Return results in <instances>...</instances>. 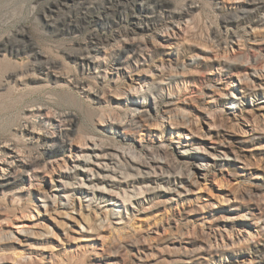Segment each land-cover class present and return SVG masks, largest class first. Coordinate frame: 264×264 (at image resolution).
<instances>
[{"label": "rangeland", "instance_id": "rangeland-1", "mask_svg": "<svg viewBox=\"0 0 264 264\" xmlns=\"http://www.w3.org/2000/svg\"><path fill=\"white\" fill-rule=\"evenodd\" d=\"M57 1L0 0V39L24 29L57 60L45 81L21 72L0 91L20 102L0 134L17 143L33 122L40 130L17 144L41 157L0 188V264H177L217 226L243 238L234 244L226 233L217 240L224 255L193 264H264V9L233 21L245 0H165L195 8L156 32L125 36L117 33L126 22L104 30L92 15L64 37L44 22ZM94 33L106 41L83 53L86 64L58 49H84ZM131 44L135 58L122 54ZM29 60L5 59L14 69ZM31 105L41 113L24 116ZM66 112L76 116L71 126L57 118ZM46 132L65 133L67 144L47 150ZM208 219L218 222L207 228ZM176 224L187 226L182 238Z\"/></svg>", "mask_w": 264, "mask_h": 264}, {"label": "bare ground", "instance_id": "bare-ground-1", "mask_svg": "<svg viewBox=\"0 0 264 264\" xmlns=\"http://www.w3.org/2000/svg\"><path fill=\"white\" fill-rule=\"evenodd\" d=\"M213 2L214 0H211V3ZM193 8L195 7H192V5L190 4V6H187V8L182 7L180 10H173L170 9L168 2H166L165 0H58L57 2L52 3L50 7H48L47 10L49 14L44 16V22L49 28L51 27L55 29L54 33L56 35L64 37L76 36L80 33L82 23L84 24L88 22V20L90 21L91 16L93 15L94 18L91 20L93 24L96 27L104 30L112 29L119 26L122 22H126L130 28L128 27L127 29L120 30L117 33V35L125 36L129 32L132 34H136V32L139 30L146 33L150 31L156 32L159 27H162V23L164 24L169 22L171 24H174L177 23L178 20L188 17L191 14ZM260 9H264V0H245L244 5L238 8V11L235 13V15L232 16L231 19L233 21L242 20L243 18L251 15L253 12L259 11ZM53 14H56L57 17H52ZM124 14H129L130 17L124 18ZM226 22L229 21L226 20ZM210 33L212 37V43L214 42L217 44L218 39L215 31H210ZM43 35L48 36V34L45 32L43 33ZM105 41L106 40L99 38L94 33L90 34L89 39L87 40L86 47L84 49L74 48L69 52L63 50V48L58 49L62 53L67 54L70 58H73L75 60H82V63L86 64L87 61L89 62V60H87V57L83 58V53H88L90 50H96L97 46L103 45ZM203 46H205V44H203ZM39 49H41L40 45L34 40V38L29 36V34L24 29L15 30L11 36H4L0 39V58H4L0 59V91L3 89V83L7 84L14 81L17 74L21 72L45 74L44 79L35 77L33 75L26 76L27 80L31 82L45 81L46 77H48L49 75L52 76L51 70L57 67V60L49 56L44 57ZM138 49L139 48L136 46V44H131L122 51V54L127 53L131 55L132 58H135L137 56ZM20 53L27 54L30 60L25 65H20L21 68L17 69L15 67L16 69H14L5 61V59L7 58V56H10L11 58L17 57L18 55H20ZM124 60L125 59L123 57H120L117 59V62L121 64L125 62ZM73 83L76 85V87H81L83 85L82 82L77 79H74ZM63 97L65 101L72 99V97H70L66 93L63 94ZM17 103H14L12 101V94L9 91L4 94L0 93V128H5L8 123L11 122V113L16 109ZM31 108H33V105L28 107L27 111L24 113V116H26L27 114L32 115L35 112L41 113L40 107L35 111L30 110ZM57 118L59 119V123L67 124L70 126L76 122V116L67 112L66 114H62L60 116L58 115ZM35 129L38 130L39 128L33 122H26L24 126L19 128L24 136L19 139L18 142L25 141L26 137H32ZM45 135L46 136L44 137V140L48 139L52 143V145L47 147V150H52L56 147H63L65 146V144H67V141L63 139L66 136L65 133H59L57 134V136H55V132H46ZM10 143L11 140L5 138L4 135L0 134V188L14 185L18 181L23 180V175L20 172V169L27 171V169L37 168L39 166V160L41 159V157L38 155L32 156L30 152L25 154L23 151H21V149H19L17 143ZM103 148H107L106 145L103 146ZM110 148H113V146H110ZM20 155H22V158H20L21 160H18V164L16 166L14 165L13 167L16 158H18ZM134 162L136 164L145 166V162L141 160H135ZM120 183L122 182H118V184ZM216 213L217 212L211 211L208 212L207 215H213ZM236 220L237 219L235 218L233 219V221ZM217 222V220L208 219L207 223L209 226H207V228L215 226ZM185 228H187L186 224H178V226L176 224V233L178 234V236L176 237L182 238V236H184L182 233ZM216 229V232L212 234V236L210 234L211 232L203 235V239H205V241L203 242L204 246H200L195 254L186 255L184 253H181L182 255L180 256V258L174 260L173 262L177 264H193L196 260L200 259L202 255L208 253V255L210 256L212 254L214 256H217L216 254L218 253L224 255L227 244L222 242V244L220 245L219 243H217V240L220 239L221 241H223L226 233L230 234V238L228 240L232 241V243L234 244L235 240L239 241L241 238H243V235L240 232H236L233 234V230H224L218 226ZM171 236L166 237H169L168 241L171 239ZM197 237H200V235H197ZM212 239L215 242L212 241ZM207 250H209L210 252Z\"/></svg>", "mask_w": 264, "mask_h": 264}]
</instances>
